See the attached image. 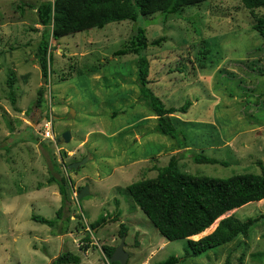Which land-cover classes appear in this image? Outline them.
I'll return each instance as SVG.
<instances>
[{
    "label": "rangeland",
    "instance_id": "1",
    "mask_svg": "<svg viewBox=\"0 0 264 264\" xmlns=\"http://www.w3.org/2000/svg\"><path fill=\"white\" fill-rule=\"evenodd\" d=\"M42 1L0 0V264H50L67 250L79 254L81 264H111L102 246L120 244L121 223L128 228V264H156L171 255L183 258L177 264H264V199L224 215L259 218L248 236L185 257L187 239L162 236L127 190L155 177L174 154L179 169L194 175L261 172L264 41L252 29L254 17L242 0H208L165 19L155 14L51 40L47 82L36 58ZM137 25L146 27L157 95L167 106L192 103L187 112L172 115L184 141L156 131L157 115L139 97L137 56L113 55ZM203 41L209 50L198 61ZM42 85L45 103L39 109L34 105ZM50 114L55 142L43 136ZM66 131L69 142L62 138ZM198 154L218 162H196ZM54 162L74 182L63 210V219L70 218L68 233L60 231L63 221L52 229L32 219L33 214L54 218L62 205L58 185L48 183L57 174ZM74 162L82 163L67 172L66 164ZM81 186L89 194L77 198ZM219 220L193 238L213 231ZM86 232L91 234L85 242Z\"/></svg>",
    "mask_w": 264,
    "mask_h": 264
},
{
    "label": "trees",
    "instance_id": "2",
    "mask_svg": "<svg viewBox=\"0 0 264 264\" xmlns=\"http://www.w3.org/2000/svg\"><path fill=\"white\" fill-rule=\"evenodd\" d=\"M208 0H43L37 7L38 24L41 25L42 35L38 45L36 58L41 69L42 76L47 82L50 77L52 64L51 40H58L64 36L82 32L92 28H104L112 22L132 21L137 22L142 17L155 14L163 16L179 14L187 6H196ZM244 7L254 17L252 29L264 41V0H242ZM161 39L152 43L159 44ZM202 42L199 58L205 59L208 45ZM150 42L147 37L146 27L137 25L135 32L119 49L114 51V56L133 54L137 56V85L140 99L157 115L156 131L170 136L172 139L185 137L179 134V130L173 121V114L187 112L191 101H186L181 106H167L163 99L157 95L155 87L151 84L150 60L146 50ZM202 66L203 64L200 63ZM264 75V70L260 72ZM151 84V85H150ZM9 96L13 105L16 104V96L13 84V75L8 80ZM45 86L37 91L35 107L42 109L45 103ZM118 112H114L116 117ZM181 138V139H180ZM180 145V144H179ZM196 162L217 163L218 160L198 154L194 156ZM260 173H242L228 178L209 177L182 172L179 169L177 154L171 156L168 164L159 167L155 177L140 179L127 187L132 201L150 219L162 236L168 240L187 239L190 251H186L185 257L203 254L210 249L217 248L233 242L239 236H248L251 228L259 218L252 217L241 221L233 214L225 216L230 211L236 210L250 202L264 199V163L258 161ZM57 174H52L48 180L50 184H57L62 196V205L57 210L54 218H46L41 215H32L36 222L46 224L55 229L61 221L64 226L62 233H68L69 217L63 219L64 206L69 200V193L74 189L73 180L67 175L61 174L58 166L53 163ZM67 172L68 164H66ZM82 189L78 187L80 192ZM1 194V191H0ZM120 212L117 214V218ZM106 217H101L91 229L106 222ZM219 220L216 228L201 236H198L216 220ZM117 219L110 220L115 222ZM128 231L124 223L120 224L119 236H126ZM57 234V232H56ZM90 232H86L83 241H90ZM117 246L103 245L102 250L106 258L110 260ZM88 246L85 247L87 249ZM183 258L171 255L166 260L156 264H177ZM82 258L70 250L64 251L52 260L50 264H81ZM111 264H120L111 262Z\"/></svg>",
    "mask_w": 264,
    "mask_h": 264
},
{
    "label": "water",
    "instance_id": "3",
    "mask_svg": "<svg viewBox=\"0 0 264 264\" xmlns=\"http://www.w3.org/2000/svg\"><path fill=\"white\" fill-rule=\"evenodd\" d=\"M62 138H64L65 141L70 140L71 135L69 131H66L63 133ZM82 162H74L68 165V169H74L76 167H78L79 165H81ZM89 194V188L87 186H85L84 188H82L80 190V192H78L77 194V198H82L83 196ZM222 219V218H221ZM125 238L123 236L120 244L115 248L111 258H110V262H119L120 264H127L128 263V258H129V254L126 253L125 251Z\"/></svg>",
    "mask_w": 264,
    "mask_h": 264
},
{
    "label": "built area",
    "instance_id": "4",
    "mask_svg": "<svg viewBox=\"0 0 264 264\" xmlns=\"http://www.w3.org/2000/svg\"><path fill=\"white\" fill-rule=\"evenodd\" d=\"M52 122H53V118H52V115L50 114V120H47L45 129L43 130V136L46 138H50L51 140L55 142V137H54L53 130H52L53 128ZM48 123L50 124L49 128H48Z\"/></svg>",
    "mask_w": 264,
    "mask_h": 264
},
{
    "label": "clouds",
    "instance_id": "5",
    "mask_svg": "<svg viewBox=\"0 0 264 264\" xmlns=\"http://www.w3.org/2000/svg\"><path fill=\"white\" fill-rule=\"evenodd\" d=\"M52 141H53V140H52ZM224 217H225V216H224ZM224 217H223V218H224ZM109 261H110V260H109ZM127 264H128V263H127Z\"/></svg>",
    "mask_w": 264,
    "mask_h": 264
},
{
    "label": "bare ground",
    "instance_id": "6",
    "mask_svg": "<svg viewBox=\"0 0 264 264\" xmlns=\"http://www.w3.org/2000/svg\"><path fill=\"white\" fill-rule=\"evenodd\" d=\"M209 232V231H208Z\"/></svg>",
    "mask_w": 264,
    "mask_h": 264
}]
</instances>
